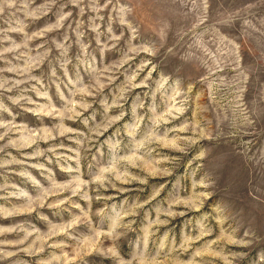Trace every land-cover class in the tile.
Here are the masks:
<instances>
[{
    "label": "rangeland",
    "instance_id": "rangeland-1",
    "mask_svg": "<svg viewBox=\"0 0 264 264\" xmlns=\"http://www.w3.org/2000/svg\"><path fill=\"white\" fill-rule=\"evenodd\" d=\"M0 264H264V0H0Z\"/></svg>",
    "mask_w": 264,
    "mask_h": 264
}]
</instances>
